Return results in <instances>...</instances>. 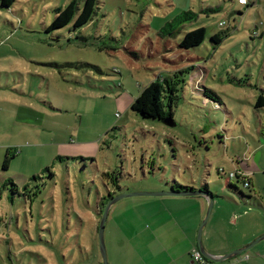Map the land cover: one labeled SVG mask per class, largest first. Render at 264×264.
Instances as JSON below:
<instances>
[{
	"label": "rangeland",
	"instance_id": "rangeland-1",
	"mask_svg": "<svg viewBox=\"0 0 264 264\" xmlns=\"http://www.w3.org/2000/svg\"><path fill=\"white\" fill-rule=\"evenodd\" d=\"M69 1L0 6V264H101L93 212L115 180L117 194L171 191L200 176L209 191H221L230 172L264 166V111L252 107L264 89V0H98L81 30L70 31L71 21L46 31L54 8ZM185 11L196 17L180 23ZM164 26L177 34L160 37ZM198 26L206 28L203 43L179 47L183 33ZM225 29L214 45L211 36ZM187 66L194 69L180 74L173 124L130 109L150 81ZM7 148L17 153L3 170ZM9 178L20 193L8 189ZM164 197L113 204L104 228L109 264L119 256L164 264L165 229L178 232L170 235L172 254L182 251L178 219L193 215L198 199H152ZM222 209L227 223L232 214Z\"/></svg>",
	"mask_w": 264,
	"mask_h": 264
},
{
	"label": "crops",
	"instance_id": "crops-1",
	"mask_svg": "<svg viewBox=\"0 0 264 264\" xmlns=\"http://www.w3.org/2000/svg\"><path fill=\"white\" fill-rule=\"evenodd\" d=\"M260 146L261 148H264V139ZM241 167V170H237L240 172L238 173L240 177L238 179L236 178V180H248L249 182L247 187L248 192H244V196L238 194L235 189L228 188V178H226L225 185L222 186L221 191H211L213 195V202L208 218L201 232V241L204 248L208 252L215 255H221L236 248L250 244L264 234V166L259 171L252 170V165L250 164H246ZM209 173L210 172H208V174ZM261 177H263V181L261 180ZM188 183H190L194 188H201L206 185L210 190V186L203 176H200L196 180L191 179ZM165 196L166 197L163 198L164 200H161V198L152 199L156 202L165 201L167 199L171 200L175 197H187L188 199L198 200L194 201L196 203V212H194L193 215L190 217L187 216V219L181 217L178 219L179 222L177 224L179 229H181V234L185 242L181 252L172 254L170 248L171 244H174L175 242L174 236L170 235H178V232H174L173 230L172 233H170L169 230L165 229L167 239L165 244H162V260L164 264H198L192 260L190 251L193 248H198L196 236L198 226L205 213V200L204 202L202 201L205 197L202 195ZM219 201H223L227 204L229 203L232 206L223 205ZM217 208L219 210L223 208L222 211L224 212L225 210H228L229 213L232 214V218L227 223H224V221H222L223 217L220 214V211H216ZM183 209L184 208H181L180 210ZM126 262H129L128 264H132L133 261L128 257L123 258L121 256L117 259V264H127ZM207 264H264V238L256 241L249 249L234 257L219 262L210 261Z\"/></svg>",
	"mask_w": 264,
	"mask_h": 264
},
{
	"label": "trees",
	"instance_id": "trees-1",
	"mask_svg": "<svg viewBox=\"0 0 264 264\" xmlns=\"http://www.w3.org/2000/svg\"><path fill=\"white\" fill-rule=\"evenodd\" d=\"M255 0L250 2H246L245 5H249L253 3ZM15 0H0L1 7H10ZM97 3L98 0H82V5L80 4L79 0H70L65 6L55 7L54 8V17L50 21V23L45 27L46 31H52L55 29L62 28L68 25L71 21L72 29L70 31H79L81 30L86 24L92 21L93 16L96 14L97 10ZM81 5V6H80ZM183 15L180 16L179 20L180 23L183 21H189L196 17V14L192 11H185L182 13ZM257 25H255V28ZM175 35L177 34V30L174 28H168L164 26L163 29L160 31V37L166 34ZM228 34V30H220L215 32L211 36V40L214 45L220 43L224 36ZM206 37V28L204 26H198L191 30H188L183 33L182 37L178 42V46L183 49H189L196 46H199L203 43ZM85 40V37H81ZM193 66H187L183 70L177 72V74H171L169 76H158L157 80L150 81L147 85H145L138 93V95L133 99L130 104V109L137 113L142 119L148 120H158L161 122L169 121L172 124L174 123L173 117V104L178 99V91L181 89V85L184 83V78L181 76V73H190L193 70ZM210 95L213 99H216V93L212 90H208ZM211 97V98H212ZM254 111L258 112L259 110L264 111V89H259L258 94L256 95L253 105ZM165 123V122H164ZM17 150L15 148H7L5 151L4 158L2 160L1 167L2 169H8L9 163L11 159L16 155ZM81 158L80 156H76L74 158ZM67 158V157H66ZM83 158V157H82ZM57 159L62 160L63 156H57ZM48 170V169H46ZM218 171L223 172V170L218 169ZM50 175H53L50 172ZM234 176L238 179L240 176L237 172H234ZM229 174L227 176V186L229 189H235L238 194L244 196V191L239 189L236 184L229 181ZM233 177V176H232ZM40 178V175H33L30 179L37 180ZM174 182V181H173ZM243 186L246 188L248 187V180L241 181ZM176 183V182H175ZM247 183V184H245ZM6 184H9V188L13 193H20L17 185L13 182V179L9 178L6 181ZM5 184V185H6ZM115 186V190H108L106 194L99 196L97 205L95 207V212L99 216H101L102 209L109 198L116 195L117 192L122 191L120 185L116 183V180L112 184ZM28 186V182L23 185V189H26ZM114 189V188H113ZM171 190H179V191H186V190H195L193 186H183L181 184L176 183L175 186L171 185ZM199 189L209 191L206 185ZM128 191V188H125ZM124 190V191H125ZM211 193V191H209ZM212 194V193H211ZM96 240V239H95ZM97 241V240H96ZM210 261L208 260L207 263Z\"/></svg>",
	"mask_w": 264,
	"mask_h": 264
},
{
	"label": "water",
	"instance_id": "water-1",
	"mask_svg": "<svg viewBox=\"0 0 264 264\" xmlns=\"http://www.w3.org/2000/svg\"><path fill=\"white\" fill-rule=\"evenodd\" d=\"M164 122L166 124H172L171 122L167 120ZM135 195H202L204 196L208 201V207H207L206 213L204 214L198 226L196 239H197L198 250L209 261L219 262V261H223L231 257H234L238 255L239 253L249 249L256 241L264 238V234H263L260 237H258L256 240L251 242L250 244L236 248L234 250H231L221 255H215V254L208 252L202 245V241H201V232L206 223V220L208 218L209 212L212 207V202H213V195L209 191L199 189V190H186V191L171 190V191H152V192H146V191L122 192V193H119L109 198L102 209V213H101L99 224H98V230H97V242H98V248H99V253L101 257V264H108L106 247H105V242H104V228H105V223L107 220L109 209L112 206V204L115 203L118 199L122 197H126V196H135Z\"/></svg>",
	"mask_w": 264,
	"mask_h": 264
},
{
	"label": "built area",
	"instance_id": "built-area-1",
	"mask_svg": "<svg viewBox=\"0 0 264 264\" xmlns=\"http://www.w3.org/2000/svg\"><path fill=\"white\" fill-rule=\"evenodd\" d=\"M240 4H246L247 0H239L238 1ZM220 27H224L225 22L224 21H220L219 23ZM231 177L234 176V172H230L229 174ZM247 184V183H245ZM190 256L192 258L193 261L197 262L198 264H207L208 259H206L198 250V248H193L190 251Z\"/></svg>",
	"mask_w": 264,
	"mask_h": 264
}]
</instances>
